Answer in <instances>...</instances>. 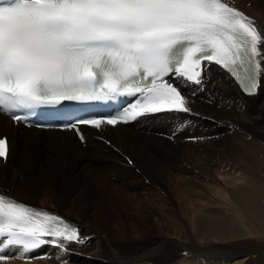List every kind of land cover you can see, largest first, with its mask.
Segmentation results:
<instances>
[{"label":"snow or ice","instance_id":"snow-or-ice-1","mask_svg":"<svg viewBox=\"0 0 264 264\" xmlns=\"http://www.w3.org/2000/svg\"><path fill=\"white\" fill-rule=\"evenodd\" d=\"M262 45L256 22L224 0H0V113L23 123L41 107L130 98L114 112L59 122L82 141L81 126L191 113L189 97L204 90L212 64L257 94ZM9 141L0 134V160ZM61 241L85 243L73 223L0 193V261L45 244L67 252Z\"/></svg>","mask_w":264,"mask_h":264},{"label":"bare ground","instance_id":"bare-ground-1","mask_svg":"<svg viewBox=\"0 0 264 264\" xmlns=\"http://www.w3.org/2000/svg\"><path fill=\"white\" fill-rule=\"evenodd\" d=\"M231 1H235L256 22L264 36V0ZM261 61L264 68V57ZM261 77L264 84V71ZM204 78L208 84L205 87L211 90L197 91L189 100L194 114H187L193 115L191 120L194 123L181 131L175 146L166 142L165 133L158 131L164 126L173 130L181 128L175 121L184 117L177 114L181 112L157 114L139 118L132 124L104 126L99 130L84 127L86 141L98 151L97 158L93 159L87 158L88 150L72 131L14 125L0 113V134H7L10 138L8 160L6 163L0 160V172L6 174L8 171V180L4 183L5 177L0 175V185L23 195H27L30 186L37 185L35 191H38L39 197L44 196V201L60 209L67 208L65 217L78 223L81 238L85 240L82 245L61 241L65 243L67 252L57 247L60 257L54 254V257L44 259L45 264H58L59 259L63 262L69 257L68 264L70 260L87 264H161V258L171 260L177 257V250L181 247L186 250L185 253L196 252L200 246L196 247L193 239L194 244L190 241L183 245L161 241L164 219L172 211L163 195L166 187L178 183L189 186L187 190L192 195L197 194L196 190H211V180L215 175L224 177L228 186L221 195L234 204L232 207L238 212L237 217H243L242 214L256 216L262 222L259 231L264 235V87L254 97L244 95L229 75L213 64ZM96 134L99 137H95ZM49 149H52L51 153L47 152ZM125 153L133 158V166L123 168L122 175L112 167L114 164L125 165L122 161L128 160ZM113 156L115 158H111ZM173 156H177L178 160H174ZM94 165L106 168L107 176L103 175V168ZM248 166L256 167V170L247 173ZM259 168L263 174L259 173ZM145 178L148 181L144 184ZM199 194L207 203V195ZM217 194L220 192L216 191ZM56 198H59L58 204ZM203 210H198L202 214L201 220L193 224L198 237L208 239L206 235H213L223 241L238 237L240 233L252 234V227L244 224L243 219L240 221L239 218L238 223L232 221L237 224L233 226L224 220H214L209 207ZM133 215L138 218L135 230L124 225L127 227H123L120 238L110 235L105 219H127ZM82 217L87 219L84 224ZM135 232L137 237H134ZM47 247L0 264H41L37 260L45 250L50 249ZM233 251L212 252V255H218L214 258L222 260L186 258L182 264H264L258 260L263 256L257 245L249 246L241 257L235 254L238 250ZM86 255L90 257L84 260Z\"/></svg>","mask_w":264,"mask_h":264},{"label":"rangeland","instance_id":"rangeland-1","mask_svg":"<svg viewBox=\"0 0 264 264\" xmlns=\"http://www.w3.org/2000/svg\"><path fill=\"white\" fill-rule=\"evenodd\" d=\"M209 90H211V89L209 88ZM254 96H252V97H254ZM177 114L184 116V117L180 116L181 118H177L175 120L176 124L177 125L179 124L181 128H179L178 130H173L170 126H164V127H162V129H159L160 131H158L160 133H162V132L165 133L166 138H164V139L167 140L166 142L169 141L168 143L174 144L173 146H175V144L177 143L176 139H177L178 135L181 133V131H183L184 128L186 129L187 127H191V125L194 123L191 120L193 115L186 114V113H177ZM226 134L231 135L230 132H227ZM94 136L99 137V136H97V134ZM158 137L163 138L162 136H158ZM86 142H87V146H83V147L88 150L87 158H89V159L97 158V156H98L97 149L94 146L91 147L88 141H86ZM115 143H117V142L115 141ZM98 148H101V147H98ZM47 152L51 153L52 149H49ZM73 154L76 155L75 150H73ZM125 154L128 156V160L122 159V161L125 163V165L114 164V167H112L113 170H115L116 172H119L121 174H122L121 171L123 168H130L133 166V164L131 163V160L133 161V158L130 155H128L127 153H125ZM105 155L110 156V154H105ZM105 155H103V156H105ZM177 156H173V159L176 161L178 160ZM68 157L69 156L67 154L66 159H68ZM111 158H115V156H113ZM247 164L250 165V163H247ZM95 167L103 168V175L107 176L106 175V168H104L102 166H95ZM253 170H256V167L250 168L248 166L246 168L247 173H253ZM136 171L141 172L139 170H136ZM259 171H260L259 172L260 174H263V171H261V169ZM2 173L3 172H0V175H3V177H5L3 180H4V183H6L8 180L7 176L9 175V172L7 171L6 174H2ZM114 175H116V174H114ZM114 177L118 178V179L121 178V177H117V176H114ZM145 179H144V184L146 181H148V179H146V180ZM224 180H225L224 177H219V176L215 175V177L213 176V178L211 180L212 187H213L211 190L209 188H207L206 190L200 189V192L198 190H196L197 194H193V195L189 194V192L187 190V187H189V186L181 185L180 183H178L176 185H174V184L169 185L168 187H166L167 189H166V192L164 193L163 197L167 198V200L169 202L168 205L171 206L172 211L170 212V215L168 214L167 217L164 219L163 224L165 225V229L160 234L162 237L161 241L164 243H167V244L175 243V244H182L183 245L184 243H190V241H191V244L192 243L194 244V241L192 242V239H193V240H195L196 247L200 246V248L197 249L196 252L193 251V252L185 253L186 250H182L183 248L181 247L180 248L181 250L180 249L177 250V255H178L177 257H175L171 260H168L167 258H161V264H182L186 258L187 259H200L203 261L218 260L219 258L213 257V256H218V255H212V252L214 250H215V252H224V253H227V252L233 253L234 252L233 250H235V251L238 250V252H236L235 254L238 255L239 257H241V255H242L241 253H244L248 249L249 246L254 247L256 245L260 248V252L262 254L261 256H263L261 258H258V260H262L264 263V235H262V231H259V228L262 225L261 224L262 222L259 218H257L254 215L248 216V215L242 214L243 217H241V218L239 217L240 221H242L241 219H243L244 224H248L250 227H252V229H253L252 234H249V235H247V234L243 235L242 233H240L238 237L227 238L226 240L220 241L217 238H215V236H213V235H211V237H210V235H206V237H208V239H205V236L198 237L197 234L195 233V231L193 230V224L194 223L197 224L198 220L200 221L202 218V214L198 210H200V209L206 210V209H208V207H209V209H212L211 216L216 221L217 220H224L226 223L233 224V226L237 225L236 223L239 222V218L237 217L238 212H235V210H233V207H232L234 204H232L228 198L224 199V197L221 195V192L225 191L226 186H228L226 183H224L225 182ZM2 186H4V185H2ZM36 188H38L37 185H33V187L30 186V189H29V192L27 193V195L17 194L16 192H12L10 190H9V192L12 196L19 198V200L24 199L26 201L34 203L36 206H40V207L42 206V207L57 211V212L63 214L64 216H65V213L68 214L67 208L63 207L62 209H60L58 206H55L51 203H48L47 201H44L45 200L44 196L39 197L38 191H35ZM262 188L264 189V184H262ZM213 190L215 191V193L213 192ZM216 191L220 192V194H219L220 196L218 194L215 195ZM199 193H204V195H207V199L209 198L207 200V203L208 202H210V203L207 204L204 200H202V198H200V196H199L200 195ZM56 199H57L56 202L58 204L59 198H56ZM229 204L230 205L232 204V205L230 206ZM164 212H165V210H164ZM130 217H131V219H130ZM130 217L127 219H123L121 217H116L117 219L115 218V220L112 219L111 221L108 220L110 218H108V219L104 218L105 219L104 223L107 221L106 223L109 224L110 235L112 237H116L115 239L120 238L122 232L124 231L123 227L126 228L127 226L131 230H135L134 228H136L138 218L135 215L130 216ZM83 218L84 217H82L81 221L84 224L85 223L84 221H87V219H83ZM232 221L236 222V223H233ZM162 222H163V219H162ZM249 222H250V224H249ZM188 224L190 227H188ZM124 225H127V226H124ZM89 226L91 227V225H89ZM166 226H168V227H166ZM111 227H112V229H111ZM233 231L235 233V230H233ZM157 234H159V233H157ZM82 237H84V236H82ZM134 237H137L136 232L134 234ZM200 238H202V239H200ZM210 238H211V240H210ZM255 243H257V244H255ZM235 244L236 245L240 244V245L236 246ZM80 245H82V244H80ZM56 248L53 251H50L51 248L49 250H47V251H50V253H48L46 251V254L48 256L41 255V256H39V259L37 261H40L41 264H45V261L48 260V258H50V257L52 258V256L54 254H56V257H60L59 255H61V253H57ZM233 248H235V249H233ZM72 255L74 256L75 254H71V256ZM89 257L90 256L85 257L84 260L89 259ZM44 259H45V261H44ZM69 259H70V257L68 258V260ZM222 259H219V260H222ZM68 260H64L63 262H66V264H68ZM61 261L62 260L59 259L58 264H61V263L63 264V262H61ZM228 261H232V259H229ZM19 262H21V261H19ZM82 262H84V261H82ZM82 262L79 263V262H74L73 260L72 261L70 260L69 264H76V263L77 264H83ZM23 263H29V262L24 261ZM46 264H48V263H46ZM84 264H87V262H84Z\"/></svg>","mask_w":264,"mask_h":264}]
</instances>
